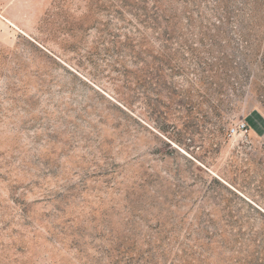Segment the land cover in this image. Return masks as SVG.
Listing matches in <instances>:
<instances>
[{
    "label": "rangeland",
    "instance_id": "374dc122",
    "mask_svg": "<svg viewBox=\"0 0 264 264\" xmlns=\"http://www.w3.org/2000/svg\"><path fill=\"white\" fill-rule=\"evenodd\" d=\"M254 111L264 0H0V264H264Z\"/></svg>",
    "mask_w": 264,
    "mask_h": 264
},
{
    "label": "trees",
    "instance_id": "16d2710c",
    "mask_svg": "<svg viewBox=\"0 0 264 264\" xmlns=\"http://www.w3.org/2000/svg\"><path fill=\"white\" fill-rule=\"evenodd\" d=\"M254 115L258 116V118L260 119V124L256 123L252 117H249V123L252 126V128L259 134H263L264 133V127L261 128L260 125L263 124L264 126V117L257 111H254Z\"/></svg>",
    "mask_w": 264,
    "mask_h": 264
},
{
    "label": "built area",
    "instance_id": "2783aa9c",
    "mask_svg": "<svg viewBox=\"0 0 264 264\" xmlns=\"http://www.w3.org/2000/svg\"><path fill=\"white\" fill-rule=\"evenodd\" d=\"M247 123L246 122H241L238 127H233L232 128V133H235L237 132L238 130H247Z\"/></svg>",
    "mask_w": 264,
    "mask_h": 264
}]
</instances>
